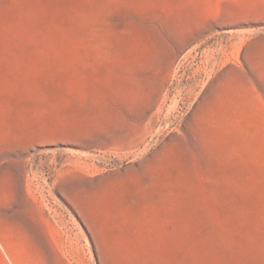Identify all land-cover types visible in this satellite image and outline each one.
Masks as SVG:
<instances>
[{"label": "rangeland", "instance_id": "1", "mask_svg": "<svg viewBox=\"0 0 264 264\" xmlns=\"http://www.w3.org/2000/svg\"><path fill=\"white\" fill-rule=\"evenodd\" d=\"M0 264H264V0H0Z\"/></svg>", "mask_w": 264, "mask_h": 264}]
</instances>
